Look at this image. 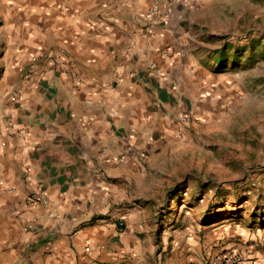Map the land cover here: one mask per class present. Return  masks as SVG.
<instances>
[{"label":"crops","instance_id":"1","mask_svg":"<svg viewBox=\"0 0 264 264\" xmlns=\"http://www.w3.org/2000/svg\"><path fill=\"white\" fill-rule=\"evenodd\" d=\"M4 2L10 67L28 73L0 158V264L201 262L203 245L170 239L145 199L208 94L182 17L153 25L150 0ZM246 242L227 247L264 264Z\"/></svg>","mask_w":264,"mask_h":264},{"label":"rangeland","instance_id":"2","mask_svg":"<svg viewBox=\"0 0 264 264\" xmlns=\"http://www.w3.org/2000/svg\"><path fill=\"white\" fill-rule=\"evenodd\" d=\"M173 11L195 47L208 94L181 119L178 152L165 173L149 175L145 199L170 239L203 245L201 261L223 250L241 253L227 247L241 237L264 251V0H175ZM7 14L0 0V158L28 73L10 67ZM220 51L229 61L218 68Z\"/></svg>","mask_w":264,"mask_h":264},{"label":"built area","instance_id":"3","mask_svg":"<svg viewBox=\"0 0 264 264\" xmlns=\"http://www.w3.org/2000/svg\"><path fill=\"white\" fill-rule=\"evenodd\" d=\"M175 0H150L147 16L153 25H167L172 17L173 4ZM37 201V194H28L25 202L32 204ZM116 227L123 230L125 223L123 220L116 221ZM195 264H246L244 256L237 251L223 250L203 259Z\"/></svg>","mask_w":264,"mask_h":264},{"label":"trees","instance_id":"4","mask_svg":"<svg viewBox=\"0 0 264 264\" xmlns=\"http://www.w3.org/2000/svg\"><path fill=\"white\" fill-rule=\"evenodd\" d=\"M228 61H229V59L227 58L226 53L223 52V51H220V52L217 53L216 58H215V60H214V63H215L216 66L219 68V67H221L225 62H228ZM234 61L236 62V59H234L233 62H234ZM175 198H176V195H174V196L172 197L171 200L174 201ZM169 211H170V210H169Z\"/></svg>","mask_w":264,"mask_h":264}]
</instances>
